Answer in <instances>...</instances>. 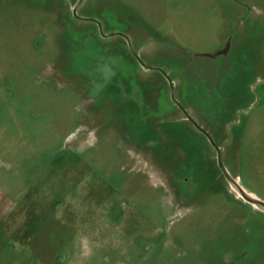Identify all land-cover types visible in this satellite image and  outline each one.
I'll use <instances>...</instances> for the list:
<instances>
[{
    "label": "rangeland",
    "instance_id": "1",
    "mask_svg": "<svg viewBox=\"0 0 264 264\" xmlns=\"http://www.w3.org/2000/svg\"><path fill=\"white\" fill-rule=\"evenodd\" d=\"M78 1L0 0V264H264L262 209L168 80ZM78 14L171 78L264 202V0Z\"/></svg>",
    "mask_w": 264,
    "mask_h": 264
},
{
    "label": "water",
    "instance_id": "2",
    "mask_svg": "<svg viewBox=\"0 0 264 264\" xmlns=\"http://www.w3.org/2000/svg\"><path fill=\"white\" fill-rule=\"evenodd\" d=\"M84 0H79L76 5L74 6L72 12H73V15L76 19H80V20H89V21H94L97 23L98 27H99V32L101 34L102 37H110V36H114V35H120V36H123L129 46H130V50L132 52V54L138 59L139 63L141 64L142 67L144 68H148L145 63L143 62V60L141 59V57L136 53V51L134 50L133 48V45H132V42H131V39L124 35V34H121V33H114V34H111V35H105L103 33V30H102V25L100 23V21H97V20H94V19H87V18H82L80 17V15L78 14V9L80 7V5L82 4ZM229 48H227L226 50L222 51L220 54H226L227 51H228ZM214 57V56H213ZM149 69H156V68H149ZM159 70L160 72H162L166 78L168 79L170 85H171V97H172V100L179 106V108L184 112L187 120H189L194 126L195 128H197L199 131H201L202 133L205 134V136L208 138V140L210 141V143L215 147V149L217 150V162H218V166L220 168V170L222 171V173L224 174L226 180L229 182V184L231 185L232 189L235 190L237 193H239V195L248 203L252 204V205H255V206H261L264 208V202L257 199V198H254L252 197V195L248 194L243 188L242 186L239 184V182L237 181V179H235L227 170L225 164H224V160H223V150H224V145L222 146H218L213 138L211 137V135L205 131L193 118L192 116H190L188 114V112L184 109V107L177 101V99L175 98V91H174V85H173V81L171 80V78L161 69H157Z\"/></svg>",
    "mask_w": 264,
    "mask_h": 264
},
{
    "label": "flooded vegetation",
    "instance_id": "3",
    "mask_svg": "<svg viewBox=\"0 0 264 264\" xmlns=\"http://www.w3.org/2000/svg\"><path fill=\"white\" fill-rule=\"evenodd\" d=\"M80 20V19H79ZM92 22H94V21H92ZM96 25H97V23L96 22H94ZM98 26V25H97ZM99 28V27H98ZM115 36V35H114ZM118 36H120V35H118ZM111 37V36H110ZM120 37H122L125 41H126V43H127V45H128V47H129V50H130V46H129V44H128V42H127V40L123 37V36H120ZM103 38H105V37H103ZM107 38H109V37H107ZM130 52H131V50H130ZM131 54H132V52H131ZM133 55V54H132ZM134 56V55H133ZM135 57V56H134ZM136 58V57H135ZM137 59V58H136ZM138 60V59H137ZM139 62V61H138ZM141 65V64H140ZM143 69H145V70H157V69H149V67L148 68H144V67H142ZM157 71H159V70H157ZM160 72V71H159ZM165 78H166V76L162 73V72H160ZM167 79V78H166ZM168 80V79H167ZM169 82V81H168ZM169 85H170V83H169ZM173 85H174V83H173ZM170 88H171V85H170ZM174 91H175V86H174ZM172 98V97H171ZM173 101V100H172ZM174 102V101H173ZM175 103V102H174ZM176 104V103H175ZM177 105V104H176ZM177 107L179 108V106L177 105ZM180 109V108H179ZM181 110V109H180ZM182 111V110H181ZM183 112V111H182ZM183 114H184V112H183ZM185 115V114H184ZM186 117V116H185ZM187 119V118H186ZM189 121V120H188ZM190 122V121H189ZM194 126V125H193ZM195 127V126H194ZM197 129V128H196ZM198 130V129H197ZM201 132V131H200ZM202 133V132H201ZM204 134V133H203ZM205 135V134H204ZM239 182V181H238ZM231 186V185H230ZM232 188V187H231ZM243 188V187H242ZM244 189V188H243ZM235 191V190H234ZM235 193L237 194V196L240 198V199H242L243 200V202H245V203H247V204H249V205H251V206H253V207H257V208H261L262 209V212L264 213V208L263 207H261V206H255V205H252V204H250V203H248V202H246L240 195H239V193H237L236 191H235ZM248 193V192H247ZM248 194H250V193H248ZM253 197H255L254 195H252ZM256 198V197H255ZM262 201V200H261Z\"/></svg>",
    "mask_w": 264,
    "mask_h": 264
},
{
    "label": "crops",
    "instance_id": "4",
    "mask_svg": "<svg viewBox=\"0 0 264 264\" xmlns=\"http://www.w3.org/2000/svg\"><path fill=\"white\" fill-rule=\"evenodd\" d=\"M3 217H0V222H1V219H2Z\"/></svg>",
    "mask_w": 264,
    "mask_h": 264
},
{
    "label": "bare ground",
    "instance_id": "5",
    "mask_svg": "<svg viewBox=\"0 0 264 264\" xmlns=\"http://www.w3.org/2000/svg\"><path fill=\"white\" fill-rule=\"evenodd\" d=\"M238 181V180H237ZM253 197V196H252ZM255 198V197H254Z\"/></svg>",
    "mask_w": 264,
    "mask_h": 264
}]
</instances>
